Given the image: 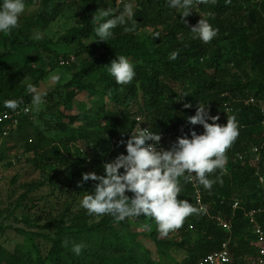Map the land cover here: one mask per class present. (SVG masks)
I'll return each instance as SVG.
<instances>
[{
  "label": "trees",
  "instance_id": "1",
  "mask_svg": "<svg viewBox=\"0 0 264 264\" xmlns=\"http://www.w3.org/2000/svg\"><path fill=\"white\" fill-rule=\"evenodd\" d=\"M66 1L43 0L37 19L27 20L11 35L0 34V113L11 112L3 107L6 99L21 100L19 108L23 109L32 105L24 81L31 78L37 87L46 73L36 67L42 64V57L32 58L29 53L45 51L54 56L56 63L75 57L74 63L63 67L72 73L71 81L63 86L67 112L59 110L60 103L50 104L43 112L57 118L60 132L50 146L54 162L43 168L49 174L52 192L61 191L67 200L58 216L50 214L44 226L28 213L23 215L22 220L31 230H16L23 241L14 250L0 243V264H198L220 250L225 241L230 242L231 264H261L256 237L245 213L262 210L258 220L264 229V201L250 202L255 194L262 198L258 194L263 191L258 171L264 177V148L259 149L264 113L257 103L264 100V0H215L214 4H200L186 18L169 8L166 0H124V5L135 3L133 15L126 25L112 30L113 36L107 42L95 40L92 18L103 8L119 14L124 6L118 9L117 0H75L70 5ZM201 18L218 30L207 44L192 39L189 30ZM60 20L70 24L60 38L65 44L25 36L34 27L51 29ZM133 21L136 32H126L125 27L132 26ZM148 29L153 32L147 34ZM173 52L179 53L175 60L171 59ZM120 55L135 65L136 76L126 85H118L106 68ZM82 93L95 99L90 108L84 101L76 107V98ZM54 94L44 100L53 102ZM249 99L256 103L247 104ZM198 103L208 105L210 114L219 116L222 125L227 123V117L235 115L240 131L226 153L225 170L210 174L211 179L219 177L222 182L217 181L207 190L195 180L180 178L182 190L178 198L200 209V196L208 213L190 215L180 229L162 236L151 217L141 215L117 222L110 215L98 217L85 209H73L75 198L65 193L84 196L86 191H93V181L78 186L83 174L102 175L104 163L120 153L126 154L122 142L129 138L138 113L150 130L166 140L168 148L177 137L190 135L191 130L202 133L200 125L187 122L189 116L195 115ZM226 103L233 108L230 115L226 114ZM186 104L192 107L186 108ZM74 110L78 112L73 114ZM256 134L260 136L256 138ZM14 135L27 152L44 161L48 158L49 153L44 152L48 138L37 128L31 114L20 115L16 125L12 121L0 123L2 145L6 146ZM78 143H83L84 148H78ZM255 148L259 149L258 161L254 160ZM69 168L73 183L59 190L61 174ZM26 198L27 195L21 198L17 209ZM235 200L243 209L232 210ZM51 208L56 210L55 206ZM218 217L231 224V231L218 224ZM64 240L70 242L67 247ZM72 242L85 245L79 256L71 251Z\"/></svg>",
  "mask_w": 264,
  "mask_h": 264
},
{
  "label": "clouds",
  "instance_id": "2",
  "mask_svg": "<svg viewBox=\"0 0 264 264\" xmlns=\"http://www.w3.org/2000/svg\"><path fill=\"white\" fill-rule=\"evenodd\" d=\"M166 3L169 8L177 10L181 18H186L200 4H214L215 0H166ZM25 11L26 0H0V34L11 35L18 29ZM132 15L130 3H126L119 14L103 8L99 15L92 18L96 24L95 40L107 42L113 36L112 30L118 25H126ZM181 20L187 25L186 20ZM124 30L135 33L136 22L133 21L132 26H126ZM189 30L192 39L205 44L211 42L218 32L207 19L202 18ZM178 55V52L171 53V59L175 60ZM106 68L118 85L131 83L136 76L134 63L124 55L116 56ZM50 79L59 83L61 74L53 73ZM26 91L31 95L32 105L39 107L43 103L44 94L34 84H28ZM21 103L19 99H6L3 107L15 112ZM185 107L191 108L192 105L186 104ZM219 119V116L210 114L208 105L198 103L195 115L189 116L187 122L202 126V133L191 130L190 135L177 137L170 147L165 148L160 144L161 135L148 126L141 128L144 122L137 118V123L128 133L129 138L122 142L126 154L120 153L111 162L104 163L102 175L95 172L83 174L78 186L93 181L94 189L86 191L80 200V207L89 215H110L117 222L141 215L151 217L162 236L180 229L187 217L205 211L196 208L187 199L178 198L182 190L180 178L193 179L211 190L214 183L222 180L219 177L213 180L210 174L217 169L225 170L228 160L226 153L240 135L235 115L227 117L224 125L219 124ZM126 193H131V197ZM69 243L68 240L63 241L65 247ZM84 247L82 243L72 242L71 251L79 256Z\"/></svg>",
  "mask_w": 264,
  "mask_h": 264
},
{
  "label": "rangeland",
  "instance_id": "3",
  "mask_svg": "<svg viewBox=\"0 0 264 264\" xmlns=\"http://www.w3.org/2000/svg\"><path fill=\"white\" fill-rule=\"evenodd\" d=\"M73 1L75 0H68L66 2L68 5H70ZM42 2L43 0H26V11L20 20V26L24 25L27 20L29 21L32 19H37L40 13ZM131 5L133 8L135 3H132ZM117 6L118 9L124 6V0H117ZM69 27V23H66L64 20H60L54 23L51 29L42 30L41 28L34 27L30 32H27L25 36L35 41L52 39L54 43L58 42L59 44H65V42H61L60 38L66 35L67 29ZM145 32L150 34L153 32V30L148 29ZM73 49H75V45L73 46ZM63 50L66 52L68 51L67 49ZM3 51L4 49H1V52ZM70 55H74L73 50ZM29 56L32 58L41 56L43 59L42 64L39 63L36 65V67L45 71L46 76L41 81H39L37 89L42 94H44L45 98L50 93H55V97L54 101L51 103L45 99L39 107L34 105L28 106L30 109V113L28 114L32 115L33 121L36 123L37 128L44 132L45 136L48 138L44 145V149L46 151L43 150L44 152L49 153L48 158L45 161L40 156L27 152L23 142L18 141V137L15 135L11 138H8L6 146L2 145L3 140L0 139V154L5 155L3 159L0 157V225H2V229L0 230V243L4 244L10 250H14V248H16L23 241V238L16 232V230H31L22 220L23 215L28 213V216L31 219H36L40 226H44L50 214L53 217L58 216L60 213L59 211L63 208L64 201L67 200V197L64 196V194H61V191H57L55 194L52 192V186H49V174L46 172V169L43 168V165L46 163L53 164L54 158L50 153V146L55 144V138L60 134L59 129L56 127L57 118L43 112H45L50 104L54 103H60L59 110L64 113L67 112L64 109L63 104L65 102V90L63 89V86L71 81L72 73L68 69L61 67L59 63L53 62L52 57L54 56H49L45 51L41 50L39 52L34 50L29 53ZM56 72L61 74V81L59 83H55L50 79V76ZM30 83L33 84V80L31 78H27L24 81V84L26 85ZM94 100L95 99L90 98L88 95H85V93H82L76 98L75 104L77 107L79 106L80 102L84 101L88 108H90L94 103ZM258 106H260V108L261 106L263 107L262 109L264 113V103H258ZM77 112V110H74L73 114ZM138 115L140 114L138 113ZM77 125L78 124H76L74 127L77 128ZM262 127L260 129L262 136H260V134L255 135L256 138H258V136H260V139L263 138L260 144L261 146L259 145L260 150L261 148H264V146H262L264 145V124H262ZM82 144L83 143H78L77 147L84 148ZM64 169L65 168H62L63 171ZM61 175V187L59 190L69 187L71 186V183H73L71 168ZM44 181H46V183L39 186V184L44 183ZM65 194L69 196V198H75L73 199L74 202L72 203L74 210L83 209L80 207V200L83 195L80 196V193ZM258 194H261L262 198L255 194V197H253L250 202L261 203L264 201V190H260ZM24 195H27V198L23 201L24 205L17 209V204ZM247 196H250L249 192ZM33 200L36 201L33 202ZM51 206H55L56 210L53 211ZM26 208H28L29 211H26ZM40 232L46 234L51 233L49 231L41 230ZM257 250L258 249L256 248V251Z\"/></svg>",
  "mask_w": 264,
  "mask_h": 264
},
{
  "label": "built area",
  "instance_id": "4",
  "mask_svg": "<svg viewBox=\"0 0 264 264\" xmlns=\"http://www.w3.org/2000/svg\"><path fill=\"white\" fill-rule=\"evenodd\" d=\"M74 62H75V57H71L70 60L61 59L59 64H60V66L65 67V66H68ZM255 103H256L255 99H249V101L247 102V104H255ZM257 103L263 104L264 100L263 101L260 100ZM224 107H225V111H226L227 115H230L233 112V108L229 104H227V103L224 104ZM262 108L263 107L261 106V109ZM24 113L25 114L30 113L29 107H26L24 109L19 108L15 112H13V111L7 112L6 111L4 113H0V123L6 122V121H12L13 124L16 125L18 123V118L20 117V115H22ZM212 116H215V114H213ZM137 118H141L142 121L144 122V123H141V128L147 127L143 117L136 116L134 118V120H136ZM209 122L211 123V121H209ZM136 123H137V121H134V126ZM160 144H161V146L167 148L166 140H164L163 138L161 139ZM258 152H259L258 148L253 149V153L256 156V158L254 160H256V161L259 160V156L257 155ZM240 158H243V157L241 156ZM257 176L259 177L261 187H264V177L262 175H260L259 171L257 173ZM190 180L194 181L193 179H190ZM197 204H198L199 208L205 209L204 212L208 213V209L203 204V200L201 199L200 196L197 198ZM239 209H243L241 202L239 200H235V202L232 206V210L237 211ZM262 212L263 211L260 209H252L251 211L246 212L245 216L248 219L249 224L251 225L253 235L256 237V240L254 243L258 248L260 263L264 264V229L258 220V216ZM217 222L223 229H225L227 231H231V224L229 222H226L222 217H218ZM231 262H232V254L230 251V242L225 241L222 244L220 250L206 256L204 259L200 260L198 264H231Z\"/></svg>",
  "mask_w": 264,
  "mask_h": 264
}]
</instances>
